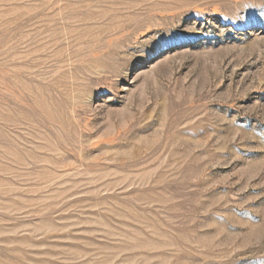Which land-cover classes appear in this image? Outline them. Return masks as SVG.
<instances>
[{
    "label": "rangeland",
    "instance_id": "1",
    "mask_svg": "<svg viewBox=\"0 0 264 264\" xmlns=\"http://www.w3.org/2000/svg\"><path fill=\"white\" fill-rule=\"evenodd\" d=\"M0 264H264V0H0Z\"/></svg>",
    "mask_w": 264,
    "mask_h": 264
}]
</instances>
